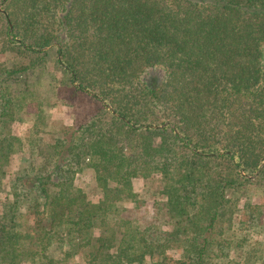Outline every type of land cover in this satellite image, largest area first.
Returning <instances> with one entry per match:
<instances>
[{
  "label": "trees",
  "instance_id": "1",
  "mask_svg": "<svg viewBox=\"0 0 264 264\" xmlns=\"http://www.w3.org/2000/svg\"><path fill=\"white\" fill-rule=\"evenodd\" d=\"M1 2L0 264H264V0Z\"/></svg>",
  "mask_w": 264,
  "mask_h": 264
},
{
  "label": "rangeland",
  "instance_id": "2",
  "mask_svg": "<svg viewBox=\"0 0 264 264\" xmlns=\"http://www.w3.org/2000/svg\"><path fill=\"white\" fill-rule=\"evenodd\" d=\"M0 8L2 9V2L0 3ZM0 57H6L4 54L0 53ZM34 108V103L31 102L30 100H28V104H27V110L28 111H32ZM69 115V109L68 107L64 104V102L62 100H58L49 110V120L52 124H56L58 122L59 119H63L64 117H67ZM25 123L19 122L17 121L14 124V130L16 133H21L23 127H24ZM20 149L21 146L18 145L15 147V151L13 154V159L16 161L20 158ZM79 181L80 183H82V185L85 187V189L88 191L89 196H91L93 199H97L99 197L96 189H95V184L93 182L92 176L90 171L87 169V167L85 166L83 171L80 173L79 175ZM86 185V186H85ZM147 201L144 205V207L142 208L145 212V214L150 217L152 215V200L149 197L150 195L147 194ZM231 232H229V237L232 235L230 234ZM255 236L251 235L250 239L251 241H254ZM175 253V252H174ZM242 262H240L241 264ZM27 264V263H26ZM234 264V263H233ZM237 264V263H236ZM239 264V263H238Z\"/></svg>",
  "mask_w": 264,
  "mask_h": 264
},
{
  "label": "water",
  "instance_id": "3",
  "mask_svg": "<svg viewBox=\"0 0 264 264\" xmlns=\"http://www.w3.org/2000/svg\"><path fill=\"white\" fill-rule=\"evenodd\" d=\"M0 10H1V8H0ZM115 114H117L116 112H114ZM165 124H168V122H164L162 125H165ZM171 126H173V124L172 123H169ZM176 130V129H175ZM214 154H216L215 152H213ZM212 154V153H211ZM263 164H264V159L262 160V162L260 163V165H259V167H258V169L253 173V174H251V175H249V174H247V176L248 177H253L260 169H261V167L263 166ZM242 173H243V171H241Z\"/></svg>",
  "mask_w": 264,
  "mask_h": 264
}]
</instances>
